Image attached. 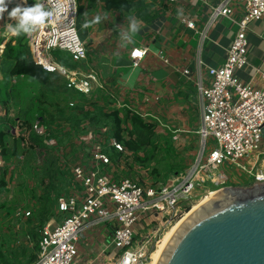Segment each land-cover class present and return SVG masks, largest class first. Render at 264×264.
<instances>
[{
  "label": "built area",
  "instance_id": "obj_1",
  "mask_svg": "<svg viewBox=\"0 0 264 264\" xmlns=\"http://www.w3.org/2000/svg\"><path fill=\"white\" fill-rule=\"evenodd\" d=\"M233 3L241 5L242 13L235 22L237 31L224 62L216 68L206 67L207 82L198 83L200 122L196 133L200 149L192 166L172 184L143 186L104 173L109 161L94 146L88 163L79 158L71 162L73 189L57 203L62 219L40 231L38 258L33 264H78L80 239L105 225L110 234L99 253V264H149L157 243L193 203L196 191L206 184H224L225 174L219 170L225 163L249 175L253 185L264 183V74H260V87L235 76L247 65L246 31L251 22L264 17V0H221L200 31L192 20L182 22L203 40L220 17L231 16ZM76 21V0H31L25 43L35 65L62 77L68 90L88 96L96 85L93 71L69 69L50 58L51 51H60L73 63L86 59L87 49L77 33ZM146 53L145 48H133L129 55L132 67H137ZM197 64L203 66L201 61ZM181 73L187 76L189 71ZM31 131L46 137L37 120L31 123ZM210 138L214 144L208 150ZM45 143L50 146L54 141L47 139ZM110 146L116 153L123 151L115 139ZM109 248L115 257H110Z\"/></svg>",
  "mask_w": 264,
  "mask_h": 264
},
{
  "label": "crops",
  "instance_id": "obj_2",
  "mask_svg": "<svg viewBox=\"0 0 264 264\" xmlns=\"http://www.w3.org/2000/svg\"><path fill=\"white\" fill-rule=\"evenodd\" d=\"M220 1L125 0V8L106 11L102 3L92 6L87 0H81L79 5L85 28L81 40L87 49L86 59L73 63L63 52H57L59 55L54 57L50 55V58L69 69L93 71L96 85L90 95L100 96L115 107H125L172 124V133L178 136L195 124L198 128V83L207 82L206 67L216 68L224 62L242 8L239 3H233L231 16L220 17L207 30L203 40L187 28L182 19L192 20L196 31H200L205 27L211 9ZM26 4L27 0H0L1 86L13 78L32 80L23 75L10 76L16 57L32 61L27 46L19 45L24 22L21 10ZM246 39L247 65L236 71L235 76L244 83L251 82L260 87V74H264V17L248 25ZM133 48L147 49L137 67H132L129 58ZM159 53L168 63L159 58ZM198 61L203 64L200 68ZM183 70H188L189 74L182 75ZM0 104V129L5 133L1 122L8 119L13 123V132L17 135L25 133L21 119L10 116L8 106L1 100ZM109 234L108 226L87 232L77 245L78 264H99V253Z\"/></svg>",
  "mask_w": 264,
  "mask_h": 264
},
{
  "label": "rangeland",
  "instance_id": "obj_3",
  "mask_svg": "<svg viewBox=\"0 0 264 264\" xmlns=\"http://www.w3.org/2000/svg\"><path fill=\"white\" fill-rule=\"evenodd\" d=\"M76 1L79 7L81 0ZM82 23V19L76 21L80 38L81 33L85 32ZM54 53L51 51L50 55L54 57ZM56 77L45 86L32 80L14 78L4 82V86L0 84V100L4 103L7 101L5 104L10 116L21 119L34 107L42 109L43 119L51 134L62 140L60 148L55 150V138H52L53 145H45L32 137L29 131L17 135L12 131L13 123L8 119L2 120L7 153L0 154V177L3 180L0 186V264H4L3 261L5 264H33L37 260L40 231L46 225L62 219L57 211L58 200L73 189L68 183L71 162L76 157L88 163L94 146L99 147L109 161L103 167L105 173L115 180L128 178L143 186L174 183L192 166L200 149L196 124L177 136L172 133V124L128 109L124 111L125 107H115L100 96L88 95L87 99L95 98L94 102L105 113L120 110L119 115L127 117L120 127V135L132 142L133 151L126 150L120 143L123 151L116 153L110 146L113 139L112 119L93 112L92 116L101 125L97 129L102 135L96 138L97 132L92 124L87 119L78 118L75 139L72 140L74 153L69 154V148L64 147L66 142L62 133L71 124L73 107L84 101L78 94L65 91L63 79ZM213 142L212 138L208 139L206 149L213 147ZM219 171L225 174L224 184L216 187L206 184L197 190L193 203L188 205L183 216L208 193L225 188L246 189L254 184L249 175L231 164L225 163ZM102 228L100 226L94 232ZM135 228L139 230L140 225L137 224ZM109 251L110 257H115L111 248Z\"/></svg>",
  "mask_w": 264,
  "mask_h": 264
},
{
  "label": "water",
  "instance_id": "obj_4",
  "mask_svg": "<svg viewBox=\"0 0 264 264\" xmlns=\"http://www.w3.org/2000/svg\"><path fill=\"white\" fill-rule=\"evenodd\" d=\"M215 193L177 227L156 264H264V183Z\"/></svg>",
  "mask_w": 264,
  "mask_h": 264
},
{
  "label": "trees",
  "instance_id": "obj_5",
  "mask_svg": "<svg viewBox=\"0 0 264 264\" xmlns=\"http://www.w3.org/2000/svg\"><path fill=\"white\" fill-rule=\"evenodd\" d=\"M80 1V0H79ZM87 2L89 3V5L94 6L97 3H102L103 4V9L106 11H110V10H115V9H123L125 8V0H87ZM31 10V0H27V4L26 6L21 10V14L23 17V27H22V32L21 35L19 37V45L20 46H24L26 47L25 44V34L27 33L28 30V15L29 12ZM82 18V9L81 7H77V21L81 20ZM23 41V44L21 43ZM55 56H57V54L59 55L60 51H54ZM64 55H67V53H64ZM59 58V56H58ZM15 75H23L26 76L30 79H32L33 81H35L36 83L45 86L47 84H49L51 82V80L53 78H55V74H49L46 73L45 71H43L39 66L35 65L32 61L30 60H26L23 57L17 58L15 60V63L11 69L10 72V76H15ZM57 78V77H56ZM63 88L65 91H70L73 92L75 94H78L82 101V104L79 105H75L73 107V116L70 117V121L71 124L67 127L64 128V132L62 133L63 138L65 139V148H69V154L74 153V146L75 144H73V141L75 139V131H76V124L77 121L80 119H87V121L92 124V126L95 129V133L97 132L96 138L100 137L101 131L97 128H99V121L97 120V118L95 116H92L93 112H97L100 115H102L103 117H110L112 119V135H113V139H115L117 142L123 144L124 148L128 151H133V145L132 142L130 140H125L121 135H120V130H121V125L123 124V122L126 121L127 117H122L120 116V110L117 111H113L109 114L105 113L101 107H98V105H96V103L94 102V99H87L88 96L82 95L80 93L68 90L65 86V84L63 85ZM7 102V101H6ZM5 102V103H6ZM124 111H127V109H125ZM110 115V116H109ZM44 117V111L42 109H39L37 107L32 108L30 111H27L23 118H21V127L26 129V131H29V133H32V137H35L37 140L41 141L42 143H45V140L47 139H52L55 138V143H56V147L55 150L60 148L61 146V142L62 140L56 138L55 135L51 134V131L49 129V127L47 126V123L44 121L43 119ZM37 120L39 122V125L44 129V131L46 132V137H39L37 135H35L32 131H31V123L33 121ZM63 128V127H61ZM100 131V132H99ZM4 136L5 133L0 129V154H6L7 153V149L4 148ZM20 140H23L22 137L20 138ZM32 149L34 148L33 146L31 147ZM77 158L75 157V160ZM70 164V163H69ZM67 166V163L65 164ZM70 170V167H69ZM104 172V170H103ZM105 173V172H104ZM107 174V173H106ZM108 175V174H107ZM111 176V175H110ZM2 177H0V186L2 185ZM68 183H71L72 185V180L70 178V180L68 181ZM38 250H39V246L37 245ZM3 263L5 264V262L3 261Z\"/></svg>",
  "mask_w": 264,
  "mask_h": 264
},
{
  "label": "bare ground",
  "instance_id": "obj_6",
  "mask_svg": "<svg viewBox=\"0 0 264 264\" xmlns=\"http://www.w3.org/2000/svg\"><path fill=\"white\" fill-rule=\"evenodd\" d=\"M214 194L216 193H208L204 198L203 200H201L199 203H196L192 208L191 210L186 213L180 220H178L170 229H168L166 231V233L164 234V236L161 238V242L157 243L155 249L153 250L152 254H151V257H150V260L151 262L149 261V264H156L157 263V260L160 256V254L162 253L164 247L166 246L167 242L169 241L170 237L172 236L173 232L177 229V227L196 209L198 208L201 204H203L205 201H207L211 196H213Z\"/></svg>",
  "mask_w": 264,
  "mask_h": 264
}]
</instances>
